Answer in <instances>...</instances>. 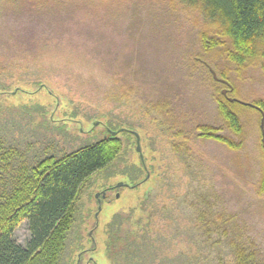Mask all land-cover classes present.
Instances as JSON below:
<instances>
[{
  "label": "rangeland",
  "instance_id": "1",
  "mask_svg": "<svg viewBox=\"0 0 264 264\" xmlns=\"http://www.w3.org/2000/svg\"><path fill=\"white\" fill-rule=\"evenodd\" d=\"M141 6L142 28L128 26L137 20L127 11L128 22L118 19V26L65 28L40 55L13 54L0 69V132L7 143L32 156L45 149L62 155L94 144L106 130L118 131L119 155L80 188L63 264H113L105 226L115 213L131 210L120 238L138 241L148 234L155 240L159 234L181 264H230L219 233L207 239L197 228L191 206L196 192H210L216 208L239 214L264 252L262 116L246 105L264 107V41L238 63L223 29L196 8L178 0H142ZM209 69L228 86L213 80ZM225 89L236 100L230 110L242 128L238 135L218 112ZM198 125L221 128L235 147L197 138ZM121 183L140 185L116 187ZM146 196L158 214L149 231L150 209L139 208ZM170 213L173 221L165 217ZM28 236L23 222L14 239L24 245Z\"/></svg>",
  "mask_w": 264,
  "mask_h": 264
},
{
  "label": "trees",
  "instance_id": "2",
  "mask_svg": "<svg viewBox=\"0 0 264 264\" xmlns=\"http://www.w3.org/2000/svg\"><path fill=\"white\" fill-rule=\"evenodd\" d=\"M178 1L196 8L205 20L223 29L224 35L232 41L238 63L243 62V56L253 54L258 42L264 41V0ZM141 2L0 0V69L7 67L4 64L13 54H24L25 57L40 55L53 40L62 39L67 30H60L65 28L118 26L115 24L118 19L128 22L126 11L131 12V16L137 20L128 26L137 22L142 28L144 12L140 18L137 16L141 11ZM69 40H72V36ZM206 43L209 45V42ZM217 102L226 129L235 135L240 134L242 128L239 119L230 110L234 102L226 98L218 99ZM258 107L264 110L261 103H258ZM221 130L209 125H198L194 131L199 139L218 141L228 148L235 147L233 140L222 135ZM106 131V136L99 141L72 152L57 155L49 154L45 149L33 156L27 150L7 143L0 132V264H63L68 234L75 222L80 188L92 175L107 168L121 151V141L116 137L118 131L116 135ZM135 187L133 185L130 188ZM259 193H264V178ZM212 197L210 192L195 193V201L191 206L197 228L203 230L207 239L211 238V233H219L221 243L225 245L227 255H230V264H264L263 249L257 238L247 233L245 221L223 205L216 208ZM151 202L146 196L139 205L140 211L150 209L147 212V231L151 230L153 218L158 217L154 207L149 206ZM165 210L163 208V212L158 213L163 215ZM134 214L133 210L127 216L117 212L105 226V251L111 253L113 264L183 263L180 255L175 258L170 256L166 238L159 234L155 240L148 234L138 241L135 236L131 239L120 238L122 226ZM165 217L173 221L171 213ZM141 221L142 218L137 219L138 223ZM23 222L27 225L29 236L24 245H20L15 241L14 233ZM141 232L146 233L143 228ZM117 242L119 244L114 252L113 244Z\"/></svg>",
  "mask_w": 264,
  "mask_h": 264
},
{
  "label": "water",
  "instance_id": "3",
  "mask_svg": "<svg viewBox=\"0 0 264 264\" xmlns=\"http://www.w3.org/2000/svg\"><path fill=\"white\" fill-rule=\"evenodd\" d=\"M210 73L212 74V78H213L215 81H218V82L223 83V84H227L225 81L218 79L217 76H216V74H215L212 70H210ZM230 90H231V89H230ZM226 93H227V90H223V91H222V95H223V96H226ZM227 100H228L229 102H236V100L231 99V98H227ZM246 105L249 106V107H252V108H256V109L260 112V114H261V116H262V118H261V123H260V129H261V133H262L263 140H264V112H263L260 108L254 106V105H252V104H246ZM108 133L111 134V135H116V132L108 131ZM132 135H133V136L135 137V139H136V151L139 153L140 159L143 160V159H142V154H141V151H140V138H139L138 134L135 133V132H132ZM147 178H148V174L146 175V179H147ZM116 187H129V186H128L127 184H123V183H121V184L117 185ZM96 197H97V196H96ZM116 198H118V194L116 195ZM98 211H100V206L98 207Z\"/></svg>",
  "mask_w": 264,
  "mask_h": 264
},
{
  "label": "bare ground",
  "instance_id": "4",
  "mask_svg": "<svg viewBox=\"0 0 264 264\" xmlns=\"http://www.w3.org/2000/svg\"><path fill=\"white\" fill-rule=\"evenodd\" d=\"M211 69H209V71H210ZM212 75V74H211ZM221 80V79H220ZM218 82V81H217ZM223 84V83H222ZM225 86H228V84H224ZM226 90V89H225ZM223 91V90H222ZM222 91H221V94H222ZM231 90L229 89V90H227V92H230ZM226 99L227 98H229V97H227V93H226V96H224ZM232 99V98H231ZM253 105V104H252ZM255 106V105H254ZM257 107V106H256ZM256 109V108H255ZM257 110V109H256ZM258 111V110H257ZM108 131H110V130H108ZM112 132V131H111Z\"/></svg>",
  "mask_w": 264,
  "mask_h": 264
}]
</instances>
